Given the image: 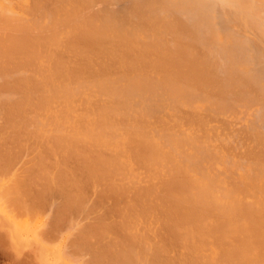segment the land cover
Segmentation results:
<instances>
[{
	"label": "bare ground",
	"instance_id": "obj_1",
	"mask_svg": "<svg viewBox=\"0 0 264 264\" xmlns=\"http://www.w3.org/2000/svg\"><path fill=\"white\" fill-rule=\"evenodd\" d=\"M248 33L264 0H0V216L67 264H264Z\"/></svg>",
	"mask_w": 264,
	"mask_h": 264
},
{
	"label": "rangeland",
	"instance_id": "obj_2",
	"mask_svg": "<svg viewBox=\"0 0 264 264\" xmlns=\"http://www.w3.org/2000/svg\"><path fill=\"white\" fill-rule=\"evenodd\" d=\"M222 15L220 14H218V20L219 19H222V17H221ZM235 24L236 25H234V27H235V29H238V30H245V25L244 24H240V21H237V22H235ZM224 27V26H223ZM245 37H247V39L251 42V43H255L256 44V47H258V48H264V43H262V42H260V41H258V38H257V36L256 35H254V34H250V33H248L247 35H245ZM256 67V66H255ZM261 78H262V84L264 85V75L263 76H260ZM24 161V160H23ZM21 163H23V162H21ZM25 163V162H24ZM19 164H20V162H19ZM18 164V165H19ZM17 165V166H18ZM24 165V164H23ZM22 165V166H23ZM19 167V166H18ZM18 167H16L15 166V168H17L18 169ZM21 168V169H20ZM19 169L21 170V172H22V167H20ZM13 172H15V171H13ZM17 172V173H16ZM15 173L16 174H18V173H20L18 170L16 171ZM19 175V174H18ZM1 211V210H0ZM50 213L48 212V215H49ZM0 215H1V212H0ZM51 215V214H50ZM4 218H3V217ZM2 216H0V264H60V261H61V264H62V261L64 260H61L62 258H59L60 259V261H59V259H58V257H59V255L57 256V254L55 255V254H53V253H51V255H50V253H47L48 251H47V249H45V248H47L48 247V245H49V248H51L53 245V243H55V240H53V243L51 242V246H50V244L48 243V242H50L48 239H46V237L44 238L43 237V239H41V238H37V237H39V236H41V235H39V233L40 232H42L43 231V228L42 227H40L41 228V230L39 231V233L37 234V232H35L36 233V235H37V237L34 235V237H36L38 240H37V242L36 241H34V240H36V238H34V237H32V235H33V233H31L30 234V236H29V234H26V233H23V232H21L20 233V231L19 232H17V230H16V228L14 227H12V225L13 224H11L10 225V223H7L8 221H7V218L4 216V214L2 213ZM44 216H45V214H44ZM46 216H47V214H46ZM6 219V220H5ZM4 220H5V222H4ZM1 221L3 222V224H1ZM7 221V222H6ZM5 223V224H4ZM10 226V227H9ZM39 228V229H40ZM72 228H74V226L72 227ZM38 229V230H39ZM71 232L72 231H74L75 232V230H71V229H69ZM68 231V230H67ZM71 232H69V234L71 235ZM17 233H20V235L18 234L17 235ZM66 233H68V232H66ZM73 233V232H72ZM64 234H65V232H64ZM16 235V236H15ZM39 235V236H38ZM15 238H14V237ZM25 236H27V238L24 240V239H21V238H25ZM18 237V238H17ZM34 238V239H33ZM33 240V241H31V240ZM39 239L41 240V241H45V242H47L46 243V245L44 244V246H43V244H41V243H38V241H39ZM21 240V241H20ZM24 240V241H23ZM26 240H29V241H26ZM46 240H48V241H46ZM41 241H39V242H41ZM25 242V243H24ZM28 242V243H27ZM29 242H33L32 244H29ZM36 243H38V244H36ZM43 243V242H42ZM63 244H65V243H60L59 241H56V244H55V246L54 247H52L53 249H59V250H62V248H60V247H63L62 245ZM38 245H39V248H41L40 249V251H41V253H45L43 256H42V254H41V256H40V251L39 250H37L38 249ZM69 245H70V243H69ZM57 246H59L58 248H57ZM65 247V246H64ZM68 247V249H70V247L68 246V245H66V248ZM44 249V250H43ZM50 250V249H49ZM43 251V252H42ZM63 252L65 251V253L67 254V252L66 251H69V250H65V249H63L62 250ZM65 253H63V254H65ZM60 254L62 255V252L60 251ZM68 254H71L70 252L68 253ZM74 255V254H73ZM73 255H67L68 257L69 256H73ZM51 256V257H50ZM57 256V258H55L56 259V261H57V259H58V261L56 262L53 258L54 257H56ZM45 257H46V259H45ZM48 257V258H47ZM74 257V256H73ZM75 257H77V256H75ZM52 258V259H51ZM65 258V257H64ZM86 258V257H85ZM87 258H89V257H87ZM86 258V259H87ZM43 259V260H42ZM45 259V260H44ZM66 259H68V258H66ZM65 259V260H66ZM86 259H81V260H83V262L82 261H80V258H77V259H73V262L71 263V264H84V262H85V260ZM64 260V261H65ZM69 260H70V257H69ZM66 263H64V264H67V261H65Z\"/></svg>",
	"mask_w": 264,
	"mask_h": 264
}]
</instances>
